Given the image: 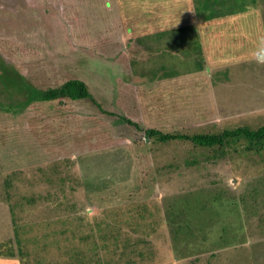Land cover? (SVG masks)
I'll return each mask as SVG.
<instances>
[{
  "label": "rangeland",
  "instance_id": "rangeland-1",
  "mask_svg": "<svg viewBox=\"0 0 264 264\" xmlns=\"http://www.w3.org/2000/svg\"><path fill=\"white\" fill-rule=\"evenodd\" d=\"M164 18L216 21L209 51L176 69ZM258 21L264 0H0V264H264V140L146 133L263 126ZM75 79L95 101L16 89Z\"/></svg>",
  "mask_w": 264,
  "mask_h": 264
},
{
  "label": "trees",
  "instance_id": "trees-1",
  "mask_svg": "<svg viewBox=\"0 0 264 264\" xmlns=\"http://www.w3.org/2000/svg\"><path fill=\"white\" fill-rule=\"evenodd\" d=\"M3 77V76H2ZM7 86H12L7 84ZM21 91L22 98L24 102L33 103V102H50L58 99L69 98L72 100L78 99H92V94L90 93L86 83L82 80L75 79L70 80L59 87L48 89V90H37L35 91L33 86L21 87L17 85V88ZM7 111L11 112L14 107H5ZM18 110L20 106L18 105ZM110 115H115L114 113L109 112ZM121 117V116H119ZM129 124L140 128L138 123L133 122L132 120L121 117ZM149 137H154L162 143L170 141H189L196 147L202 148H224L226 144L231 141L240 139L242 137L248 138L253 141L264 140V125L256 130H252L247 127H239L235 130H224L220 133H170L164 132L158 129H149L146 131ZM192 164L193 162H187Z\"/></svg>",
  "mask_w": 264,
  "mask_h": 264
},
{
  "label": "crops",
  "instance_id": "crops-1",
  "mask_svg": "<svg viewBox=\"0 0 264 264\" xmlns=\"http://www.w3.org/2000/svg\"><path fill=\"white\" fill-rule=\"evenodd\" d=\"M160 12L166 11V6H162ZM153 21H149L146 26L158 28L162 33L157 35L158 44H161V47L157 49L159 53L166 52L167 55L170 53L169 57H173L177 61L175 63L176 69L182 68V57L193 56L197 53L208 52L209 47L201 45H208L211 43L209 34H212V27L219 26L216 21L211 20H198V19H162L156 21V25ZM238 25L234 26H240ZM259 27L263 26L264 21L259 22ZM227 26H229L227 24ZM204 29V30H199ZM146 33V32H145ZM150 36V34H149ZM225 39H223L224 41ZM151 42V40H149Z\"/></svg>",
  "mask_w": 264,
  "mask_h": 264
},
{
  "label": "clouds",
  "instance_id": "clouds-1",
  "mask_svg": "<svg viewBox=\"0 0 264 264\" xmlns=\"http://www.w3.org/2000/svg\"><path fill=\"white\" fill-rule=\"evenodd\" d=\"M251 57L258 64L264 65V36L258 39L254 50L251 52Z\"/></svg>",
  "mask_w": 264,
  "mask_h": 264
},
{
  "label": "water",
  "instance_id": "water-1",
  "mask_svg": "<svg viewBox=\"0 0 264 264\" xmlns=\"http://www.w3.org/2000/svg\"><path fill=\"white\" fill-rule=\"evenodd\" d=\"M147 139H148V136H147Z\"/></svg>",
  "mask_w": 264,
  "mask_h": 264
}]
</instances>
